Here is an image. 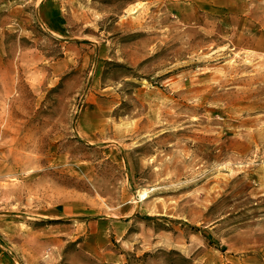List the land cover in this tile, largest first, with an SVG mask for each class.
<instances>
[{
	"label": "rangeland",
	"instance_id": "obj_1",
	"mask_svg": "<svg viewBox=\"0 0 264 264\" xmlns=\"http://www.w3.org/2000/svg\"><path fill=\"white\" fill-rule=\"evenodd\" d=\"M0 264H264V0H0Z\"/></svg>",
	"mask_w": 264,
	"mask_h": 264
},
{
	"label": "bare ground",
	"instance_id": "obj_2",
	"mask_svg": "<svg viewBox=\"0 0 264 264\" xmlns=\"http://www.w3.org/2000/svg\"><path fill=\"white\" fill-rule=\"evenodd\" d=\"M145 195H146V194H144V196H145ZM144 196L140 197L139 199H140V200L144 199Z\"/></svg>",
	"mask_w": 264,
	"mask_h": 264
}]
</instances>
